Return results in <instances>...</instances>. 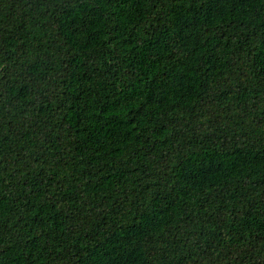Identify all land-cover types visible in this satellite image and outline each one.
<instances>
[{"label":"trees","instance_id":"obj_1","mask_svg":"<svg viewBox=\"0 0 264 264\" xmlns=\"http://www.w3.org/2000/svg\"><path fill=\"white\" fill-rule=\"evenodd\" d=\"M0 264H264V0H0Z\"/></svg>","mask_w":264,"mask_h":264}]
</instances>
